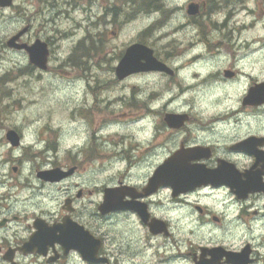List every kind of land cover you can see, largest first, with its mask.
<instances>
[{"label":"clouds","instance_id":"1","mask_svg":"<svg viewBox=\"0 0 264 264\" xmlns=\"http://www.w3.org/2000/svg\"><path fill=\"white\" fill-rule=\"evenodd\" d=\"M200 2L191 0L195 7ZM163 3L171 15L161 31L188 24L185 5L189 0ZM159 18L160 13L153 12L134 29L130 39ZM258 27H264V19ZM198 31V26L191 25L189 36L196 37ZM0 32L7 35L8 29ZM218 35L213 32V36ZM197 55L199 59L186 64ZM29 63L27 53L10 52L0 61V76L26 68ZM150 63L149 56H138L136 65L127 70L134 72ZM181 65L186 66L175 73L174 82L159 70L138 72L124 81L125 90L118 94L146 106L134 125L147 129L137 138L141 144H151L161 120L179 122L190 117L185 131L155 146L152 154L139 163H118V157H114L105 163L110 170L103 174L96 162L76 175H72L73 166H56L66 159L83 161L91 146V130L84 118L70 121L57 116L52 121L57 132L55 149L49 147L42 131L57 104L80 106L81 96L76 93L84 92L85 85L83 80L62 84L52 74H43L33 85L36 95L30 97L36 103L13 110L7 123L0 125V264H108L94 248L88 250L66 238L65 225L69 221L67 215H60L62 207L72 209L79 224L87 225L89 232L104 240L105 254L112 264H264V198L245 202L236 183L213 179L186 187L153 183L158 169L178 152L200 149L213 151L211 160L196 166L187 160V166H202L205 172L215 173L223 162L238 176L239 183H247V173L252 172L258 173V185H264V158L236 147L250 138L264 140V99L255 102L254 109H245L246 104L253 103L245 102L252 90L264 86V32L246 31L234 41L231 51L219 50L215 55H209L206 44L197 43L174 59L170 67ZM113 67L116 71L110 74L111 79L121 69ZM229 68L234 71H225ZM97 74L103 75L99 70ZM132 86L139 89L134 96ZM152 93L160 94L155 102L150 99ZM91 106L89 96L87 107ZM115 107L121 108L122 104ZM132 127L116 123L110 131L126 135ZM189 134L191 139L185 147ZM103 148L110 154L120 152L107 141ZM254 148L264 153V142L256 143ZM41 178L58 182L45 184ZM79 189L100 195L92 201L76 199ZM121 189L129 191L122 192L119 205H106V193ZM79 224L72 228L89 236Z\"/></svg>","mask_w":264,"mask_h":264},{"label":"rangeland","instance_id":"2","mask_svg":"<svg viewBox=\"0 0 264 264\" xmlns=\"http://www.w3.org/2000/svg\"><path fill=\"white\" fill-rule=\"evenodd\" d=\"M248 7L251 10L248 18L244 14L242 18L248 21L250 17H256L251 20L250 31L264 32V27H258L259 21L264 19V0H249ZM153 12L158 11L154 8L140 9L138 0H13L10 7L0 8V29H8L7 35L0 32L4 40L0 43V61L7 59L10 52L26 53L9 48L6 41L27 24L31 26V35L24 38L33 41L39 37L49 43L50 50L46 70L34 66L33 68L29 64L26 68L9 70L0 76V125L7 123L13 110L22 109L25 104L31 106L36 103L30 99L36 95L33 85L48 72L62 84L83 80L85 85L84 92L76 93L81 96L80 106H73V103L57 104L49 113V122L42 131L47 135L50 144L56 147L54 138L57 132L52 128V121L57 116L74 121L77 118H85V114L86 118H113L130 126L127 121L130 118H138V103L134 99L129 102L124 96L119 101L117 96L125 90L124 81L110 78L113 65L118 62L123 49L131 42L141 39L152 47L158 56L167 59L172 55H175L176 59L191 51L187 48V42L190 40L187 29L175 27L171 31H161L169 22L168 9L159 12L158 20L162 21L156 20L142 29L135 38L130 39L134 29ZM235 19L240 20L237 15ZM255 21L256 26L253 28ZM157 32L160 34L156 35ZM174 59L169 61L172 63ZM197 59L199 58H192L191 61H186V64ZM97 70L103 75H98ZM138 90L132 86V95ZM43 91L42 86L41 92ZM157 95L160 96L158 93H152L150 99L154 102ZM89 96L92 97L91 107H87ZM108 99L111 101H107ZM118 103L122 104L121 108L115 107ZM79 110L81 116L78 115ZM92 125L93 121L90 123V129ZM106 159L107 155L98 154L93 155L87 162H96L103 174L110 170L105 167ZM70 161L72 160L66 159L60 162Z\"/></svg>","mask_w":264,"mask_h":264},{"label":"flooded vegetation","instance_id":"3","mask_svg":"<svg viewBox=\"0 0 264 264\" xmlns=\"http://www.w3.org/2000/svg\"><path fill=\"white\" fill-rule=\"evenodd\" d=\"M130 1H134V0H130ZM248 1L249 0H201L198 6L196 7L194 6L195 11L190 12L189 4L192 3L191 0H189V3L185 5L187 9L188 24L178 25L177 27L179 28L183 27L188 30L191 25H196L198 26L199 31L196 37H190V40L187 42V48L192 49L196 46L197 43L202 42L206 44L209 55H215L219 50L231 51L234 41L239 36L243 35L242 32L250 31L249 28H251L252 25L250 19H247L248 22L246 23V25L242 24V21H245V19L242 18V14H244L248 18L251 12V10L248 7ZM146 4H148L151 8L156 9V11L158 12H164L167 9L163 3V0H138V6L140 9L145 7ZM240 12L241 14H239ZM170 15H171V11H170ZM236 15L239 16L240 20L235 19ZM221 17H223V19H221ZM158 21H162V20H158ZM237 21H240V23H237ZM255 26H256V21L252 27L254 28ZM213 32H216L219 35L213 36ZM29 34L31 35V26L28 24V31L25 35L21 37V40L30 43L32 40L27 41L26 40L27 38L26 39L24 38L25 36L29 38ZM136 41H141V39H138ZM121 55L122 52L119 57H121ZM157 57L170 66L171 62L169 60L174 59L176 56L172 55L168 57V59L161 57L160 55L159 56L157 55ZM194 58H200V57L199 55H197L194 56L193 59ZM180 67L182 66H178L177 68L170 67L171 68L170 73L164 71L162 72H164L165 75L169 76L170 82H174L175 73L179 70ZM225 71H234V69L229 68L226 69ZM113 72H115L114 67H113ZM195 75L196 74H194V76ZM129 77L130 76L124 79H119L116 77V79L119 82H122L127 80V78ZM120 98H122L121 95L117 96V99L119 101ZM159 98L160 96L157 95L154 102ZM260 99H264V86L252 90L250 97L247 98L245 102L246 103L253 102V103L246 104L245 109H254L256 107L254 103L259 102ZM107 101H111V99H108ZM151 101L153 102V100ZM168 102L170 103L171 100H169ZM138 106L140 108V111H138V118H130V120L127 121V123H130V126L133 127L132 130L126 135L114 133L110 130L107 131V128H109V126L116 123H121L120 121L115 120L113 118H86L87 116L84 114L83 117H85L84 119L87 120L89 126L90 123L93 121L92 128L90 129L92 143L89 149L85 153V159L83 161L58 162L56 166L60 167L61 165L64 164L73 166L75 171L72 173V175H76V173L82 172L83 170L87 169L89 165H91V163L87 162V160H91L93 155H98V154L107 155V159L105 160V162L113 160L114 157H118L117 159L118 163L127 162L129 165L134 163H139L146 156L152 154L153 148L155 146L163 144L167 139L170 138L171 135L176 133H183L185 131L184 125L191 122L190 117L188 119L180 121L178 124H170L166 120H161L160 124L157 127L156 135L153 138L151 144L150 145L141 144L139 142V139L137 138L142 137L144 132L147 131V129L135 128L134 125L137 124L139 120L142 118L143 113L146 111V106L143 104H138ZM102 109L104 110V107H102ZM78 115L81 116V110H79ZM78 119L80 118H77V120ZM190 139H191V134H189V136L186 137L184 143L185 147H188L187 141ZM105 141L111 143L114 147H118L120 149V152L112 153V154L106 152L103 148ZM260 142H264V140H255L250 138L249 141L237 145L236 147L241 148L238 149V151H247L249 153L254 152L257 155L258 159H260V158H264V153L255 152V148H254V145ZM49 147L55 149V146L50 143H49ZM212 155H213V151H209L208 153H206L200 149H193L187 152L181 150L176 155H174L175 159H173L174 162L173 164H171V166L174 168L187 169L189 168V166H187V160L189 164L194 166L206 164L207 161L211 160ZM156 158L159 159L161 157H156ZM190 168L192 171H194L193 174L201 173V177L195 179L194 183L204 179H213L217 182L225 181L229 183H236L242 193V199L245 202L252 201L253 203H255L256 201L264 198V188H260V187H264V185H258V173H252V172L247 173L248 175L247 183L241 184L239 183L238 176L235 173H233L232 170L229 168V166H227L223 162H221V168L215 173L205 172L202 166L190 167ZM12 171L15 173L16 171L15 167L12 169ZM66 178L67 177H60V179H66ZM41 179L45 184L58 182V181H50L44 178ZM184 184L185 185L181 187L189 186L190 184H192V182L191 181L188 182L187 180H185ZM124 191H129V190L121 189V190L108 191L106 193L107 202L117 201L115 205H119L120 196ZM98 195H100V193L96 191H91L88 189H79V196L76 197V199H88L89 201H92ZM137 199H142V197H137ZM108 205H113V204L108 203ZM74 207H75V200H72V208ZM88 207L91 208L92 204L90 203ZM114 210L118 211L119 208H115ZM60 215L68 216L69 222L65 225V236L69 241L79 242L88 250L94 248L96 250L97 255L101 257L102 260H107L108 264H112L111 257L106 256L105 254L106 245L104 240L102 238L96 237L93 233L89 232L87 225L79 224L77 216L72 211V209L62 207ZM37 224L40 225L41 222L38 220ZM73 224H79V227L83 228L84 232H89V236H92V238L90 239L89 236L84 235L83 232H79L73 229L72 228ZM153 235H156V233H153ZM97 239H99V244L96 243ZM33 240L35 241L36 238L34 237ZM18 254H19L18 251L14 252L13 257L15 258V256ZM229 258L233 259L231 254H229Z\"/></svg>","mask_w":264,"mask_h":264},{"label":"water","instance_id":"4","mask_svg":"<svg viewBox=\"0 0 264 264\" xmlns=\"http://www.w3.org/2000/svg\"><path fill=\"white\" fill-rule=\"evenodd\" d=\"M11 4H12V0H0V7L10 6ZM189 9H190L189 10L190 12L195 11V8L193 5H189ZM26 29L27 28L25 27L22 30H20L17 34L10 37L7 40V41H10V43H7V45L9 47L25 49L28 53L30 63L34 64L40 69H46L48 48L45 42L41 41L40 39H36L34 43H32L31 45H27L25 43H22V44L17 43V40L26 31ZM144 55H147L150 57L151 63L149 64V66L144 67V68L137 67L136 71L134 72L127 70L129 67H133L136 65V60L138 56L143 57ZM117 66L121 67V69L118 70L120 72L116 73L117 77L120 79L125 78L128 75L138 73V72H143V71H153V70L165 71V69H167V71L165 72H170L169 67L165 63L158 60L154 56L153 50L143 43L130 44L125 49L124 54L120 58ZM179 122L178 121H168V123L170 124H178ZM10 136H11V133H10ZM173 159H175V156L172 157L170 160L166 161L165 164L160 169H158V171L155 174V177L153 178V183H159V182L173 183L175 186L181 187L185 185L184 184L185 180H187L188 182L191 181L192 183H194L195 179H198L201 177V173L193 174L194 171H192L190 167L187 169H180V168L172 167L171 164H173L174 162ZM116 202L117 201L107 202L106 200V205H108V203H112L113 205H115Z\"/></svg>","mask_w":264,"mask_h":264}]
</instances>
